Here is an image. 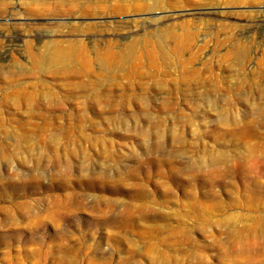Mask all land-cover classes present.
I'll list each match as a JSON object with an SVG mask.
<instances>
[{"label": "rangeland", "instance_id": "obj_1", "mask_svg": "<svg viewBox=\"0 0 264 264\" xmlns=\"http://www.w3.org/2000/svg\"><path fill=\"white\" fill-rule=\"evenodd\" d=\"M241 1L93 16L0 0V264H264V0ZM123 19L168 39L103 88L30 56Z\"/></svg>", "mask_w": 264, "mask_h": 264}, {"label": "bare ground", "instance_id": "obj_2", "mask_svg": "<svg viewBox=\"0 0 264 264\" xmlns=\"http://www.w3.org/2000/svg\"><path fill=\"white\" fill-rule=\"evenodd\" d=\"M162 1L163 0H151V1H149V0H74L73 3L67 5V7H68L67 10L70 12L77 13L79 15H93V16H95V15L96 16H100V15L109 16L110 15V16H115V15H125V14H129V13H137V12L142 13L145 11H153V10L159 8V5L161 4ZM238 1L242 3L241 0H238ZM158 18L159 17L152 18L153 19L152 21H157ZM130 20L131 21H129V20L126 21L123 19V20H98L95 22H92V21L91 22H88V21L87 22H78L79 24L76 25L75 28L77 29V31L85 33L86 34L85 38L67 37V38H63V39H49L41 47H37L35 50L32 49L30 51V56L32 57V59L34 60L35 64L38 67L45 68V70H46V68H50V67L62 69V67H65L66 65H71L72 62L74 65L79 64L83 67V70H86L87 72L89 71L90 76L92 75V76H95V78H96L94 82L91 81L92 83L90 84V88H96V87L97 88H100V87L103 88V86H104L103 81L104 80H109V79H112L113 77H116V75L119 73L118 71L121 69L126 70L127 67L130 65L131 59L133 57L139 58L140 55L138 56V54H137L138 50H136L139 48V46H137L138 44H140L142 41H143L142 43H145V42L151 40L150 39L151 37H157L158 40L159 39L161 40L163 38V41L168 39V38H166L164 40L165 34L160 33V25H157V24L145 26L143 28L142 32H136L135 30H137V29L130 31L133 27L137 28L141 24L140 21H137L136 19H130ZM173 25L171 24L170 26L173 28ZM183 25H184V23H183ZM168 26H167V28H168ZM184 27H186V26H184ZM125 28L129 29L128 30L129 32L123 33L126 36L123 37V38H125V40H123L122 42H120L119 39H116L114 37L104 38V39L99 38V36H101L100 33L104 32V31H106V32L115 31V30L120 31V30H123ZM167 28H165V29L167 30ZM184 29H186V28H184ZM164 31L165 30L163 29V32ZM186 31L187 30H185V32ZM173 32L175 33L174 30H173ZM165 33H167V32L165 31ZM176 33H178V32H176ZM167 35L168 34H166V36ZM173 35L174 36H172V37L175 38L178 34L177 35L173 34ZM178 36H180V34ZM185 36L187 38L188 35H185ZM141 37H143V40L141 39ZM147 37L148 38L150 37V38L148 39ZM182 38H183V36L181 37V39ZM139 39H141V40H139ZM156 39H154V40H156ZM170 39H172V38H170ZM158 40H156V41H158ZM173 40H175V39H173ZM150 42H147V43H150ZM161 43H159V45ZM156 44H157V42H156ZM145 45H149V44L145 43ZM152 45H153V43H152ZM141 47H140V49H142ZM152 47L154 48V46H152ZM157 47H159V46H157ZM159 48H161V47H159ZM244 50L239 49L238 54L243 56ZM160 51H161V49H160ZM154 52H156V51L155 50L151 51V49H150V51L148 52L149 58H151V56L154 54ZM159 54L163 55L162 53H158V56H159ZM154 56H155V54H154ZM242 56H240V57H242ZM136 61H138V60L136 59ZM93 64H96L94 66H97V68H98L97 71H94V69L92 68ZM133 66H134V64L132 65V67ZM130 67L131 66H129V68ZM89 74H88V76H89ZM84 84L86 85V83H84ZM87 86L88 85H86V87ZM126 86H128V85L127 84L122 85V89L125 90ZM109 88L113 89L114 87H109ZM116 88L118 89L117 85H116ZM105 91L106 90H104L103 92H105ZM108 91H109V89H108ZM103 95H105V94H103ZM97 98H99V97H97Z\"/></svg>", "mask_w": 264, "mask_h": 264}]
</instances>
